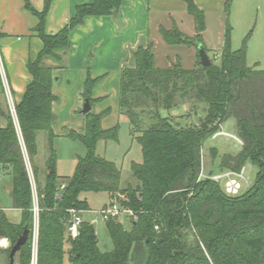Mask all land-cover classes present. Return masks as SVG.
<instances>
[{"label": "trees", "instance_id": "trees-1", "mask_svg": "<svg viewBox=\"0 0 264 264\" xmlns=\"http://www.w3.org/2000/svg\"><path fill=\"white\" fill-rule=\"evenodd\" d=\"M122 1L93 0L76 6L73 17L55 35L45 32L53 0H44L41 12L25 3L26 10L38 19L35 32L42 48L26 65L31 81L14 106L16 122L7 112L5 124L0 126V167L12 177V207L20 211L18 224L9 222L0 212V238L10 242L0 254L8 263L11 247L27 230L26 242L16 253L14 264H30L33 191L22 146L33 166L36 133L45 131L49 139L54 136L56 97L52 88L55 73L66 69L70 34L87 17L112 16ZM182 2L193 19L194 36H185L173 25L169 30L159 29L161 39L169 46H193L196 50L202 45L207 52L202 40L204 12L194 0ZM229 7L230 0H225L226 15ZM133 59L134 67L120 74L117 109L140 146L141 162L131 164L136 184L121 188L120 170L96 155L97 142L116 140L118 126L102 128L109 109L99 113L90 110L84 115V132L67 133L84 146L86 154L77 159L65 184L53 171L45 174L41 186L38 170L31 166L38 207L36 264H64L65 257L68 264H128L134 242L145 244V264H264V71L247 66L245 42L241 49L231 50L227 23L219 64L210 59L211 65L203 68L197 53L196 65L190 70L179 61L159 69L154 64L152 43L137 48ZM46 61L52 65H45ZM102 80L103 76H86L81 96L91 107L102 100L91 97L92 89ZM188 102L189 112L180 117L189 120L194 114L197 124L182 126L171 117ZM228 119L235 120L242 144L236 155L220 157V174H239L246 162L257 169L254 184L241 195V188L237 194H227L218 181L201 174L204 143L220 133ZM210 152L213 160L217 150L212 148ZM49 162L48 170L54 167L53 159ZM62 184L64 189L60 190ZM89 192L106 193L110 201L117 200L136 215L128 231L118 220L106 221L113 245L108 253L99 251L91 223L81 224L77 238L67 237L69 210L88 211L80 195Z\"/></svg>", "mask_w": 264, "mask_h": 264}, {"label": "rangeland", "instance_id": "rangeland-1", "mask_svg": "<svg viewBox=\"0 0 264 264\" xmlns=\"http://www.w3.org/2000/svg\"><path fill=\"white\" fill-rule=\"evenodd\" d=\"M153 5H150L147 9L150 20L148 36L151 41L150 43L153 44L155 67L162 69L179 61L184 69L190 70L194 68L197 61V50L193 46H169L163 42L158 31L159 27L169 30L176 23L179 30L185 36L192 37L194 29L192 17L183 10L179 11L176 9L175 11L174 9L171 11L167 7L160 6L156 8ZM205 15L207 31L205 33V43L203 44L207 50L206 54L209 59H215V64L220 63V50L227 23L230 27L231 50L236 51L241 49L245 42L247 66L264 71V0H230L228 15L224 11L216 12L213 10L207 11ZM45 65H48L47 61ZM78 85V82L73 80L70 88L65 89V92L59 90V104L55 106V120L52 126L53 138L49 139L48 133L45 131L36 133L35 144L37 153L33 159V166L38 170L41 186H43L45 174L51 170L55 171L59 182L65 184L74 171L77 159L83 158L86 154L84 146L79 141L72 140L67 136V133L71 129L80 134L84 132V115L81 113L83 108L82 91ZM108 96L109 98L105 102L106 106L104 108L109 109V113L103 117L101 125L103 129H109L117 125L118 136L113 141H98L95 153L97 156L113 163L120 170V187L127 188L136 184L131 173V164L141 162L140 146L131 135L127 119L118 115L114 100H112V92ZM5 99L9 104L8 95L4 91V95H0V104L4 106V108L0 109V126H4L5 124L4 116H2V113L5 111ZM104 100L102 98L101 101ZM76 101H80L78 108H73L72 106ZM99 102H96V104ZM189 104L188 102L182 106L183 113L181 109L174 111L171 119L182 126L197 124L194 114L191 115L189 120L180 117L189 112ZM95 107L94 103L92 112ZM198 111L201 112L200 109ZM220 130V135L216 136L217 138L208 139L204 143L201 167V174L204 178L221 175L218 167L220 157L224 154L236 155L241 149V144L236 140L238 136L235 120H226L222 123ZM212 148L216 149L218 153L213 160L210 152ZM22 151L26 166L31 170L32 164L30 166L23 146ZM51 159L54 162V169L48 170ZM256 176V167L250 162H246L243 166V179H237L241 186L240 195L247 192L254 184ZM228 180L227 178H223L217 182L223 191ZM11 186L12 177L10 173L0 167V208L9 222L18 224L20 215L12 209L11 197H8L7 194ZM80 198L86 200L91 210H100L104 205L109 203L106 193H82ZM119 199H123V197L120 196ZM85 213H81V216L83 215L82 219L85 222L91 223L87 217L89 219L95 218L96 220L92 226L97 237L99 251L102 253L110 252L113 245L106 228V221L94 214L87 216ZM117 220L126 231L130 230L131 219L128 216L121 215ZM35 247H37V240ZM146 259L147 248L145 244L143 242H134L128 255V264H145ZM0 264H8L7 257L2 253L0 254ZM64 264H68L67 257L64 258Z\"/></svg>", "mask_w": 264, "mask_h": 264}, {"label": "crops", "instance_id": "crops-1", "mask_svg": "<svg viewBox=\"0 0 264 264\" xmlns=\"http://www.w3.org/2000/svg\"><path fill=\"white\" fill-rule=\"evenodd\" d=\"M26 1L35 11L41 12L43 10L44 0H0V34L3 35L0 38V59L13 106L19 104L27 85L31 81L26 65L29 60L35 59L42 48L35 32L38 19L26 10ZM92 1L53 0L45 19L46 34H57L73 17L76 6L89 4ZM194 2L204 12L206 24L205 14L207 11L222 12L225 0H194ZM150 5L156 8L167 7L171 11L174 9L175 11L176 9L186 11L182 0H123L116 17H87L82 26L71 32L70 48L65 58L66 69L55 73L56 80L52 92L56 101L53 104V112L56 111L55 106L59 104V90L65 92V89H69L74 80L78 82L82 91L87 75L91 78L104 77L92 89L91 97L106 100L100 101L98 104L95 103L96 107L93 112L99 113L105 109V102L109 98L110 92H112V100H114L118 112L121 71L126 68H133V55L136 49L146 47L151 42L148 36L150 20L147 9ZM174 25L178 28L176 23ZM160 28L163 27H159L158 31ZM206 31L207 26L202 34L203 43H205ZM194 34L195 30L193 29V36ZM48 65H52V63L48 62ZM4 91L0 77V95H4ZM82 102L84 104V101ZM79 103L80 101H76L72 107L78 108ZM1 108L4 106L0 104ZM7 112L10 110L5 99V111L2 116ZM181 112L183 113V108H181ZM11 191L12 186L7 193L8 197H11ZM12 209L20 215L19 210L13 207ZM95 211L98 210L89 208L85 215H92ZM0 212H3L1 208ZM87 219L90 222L96 221L95 218L89 219L87 217Z\"/></svg>", "mask_w": 264, "mask_h": 264}, {"label": "built area", "instance_id": "built-area-1", "mask_svg": "<svg viewBox=\"0 0 264 264\" xmlns=\"http://www.w3.org/2000/svg\"><path fill=\"white\" fill-rule=\"evenodd\" d=\"M0 77L1 80L3 81V85H4V90L8 95V99H9V110H10V114L12 115V117L16 120L15 117V109L14 106L11 102V98H10V92H9V88H8V84L5 78V74L3 71V66L1 63V59H0ZM220 133H218L216 136H219ZM238 143L242 144L241 141L239 139H236ZM28 169V168H27ZM242 173L243 171H241L239 174H234V173H224L221 175H217L212 177V180L214 181H219L223 178H227L229 179L228 182L225 184V191L227 194H237L239 189L241 188L240 183H238V181L236 179H243L242 177ZM28 174L31 180V185H32V191H33V247H32V257H31V263L30 264H36V247H35V243L37 240V230H38V207H37V195L35 192V186H34V182H33V178H32V173L31 170L28 169ZM247 184V183H246ZM64 189V185L62 184L60 187V190ZM82 211H76V210H69V214H70V221L68 223V227H67V233L68 236L71 239H75L77 238L78 234H79V228L81 226V224L84 222V220L82 219L81 216ZM92 214L99 216L102 220L104 221H108V220H117L119 218V216L121 215H126L128 216L131 220H135L136 219V215L134 214V212L128 208H122L119 203L117 202V200H111L109 201V203L107 205H104L103 208H101L98 211L93 212ZM95 221H91V224H93ZM155 230L157 231L158 228L155 227ZM10 247V242L8 241V239L6 238H0V251H4L7 250Z\"/></svg>", "mask_w": 264, "mask_h": 264}, {"label": "water", "instance_id": "water-1", "mask_svg": "<svg viewBox=\"0 0 264 264\" xmlns=\"http://www.w3.org/2000/svg\"><path fill=\"white\" fill-rule=\"evenodd\" d=\"M116 15H117V11L116 10L112 11V16L116 17ZM197 53L199 56V63L201 65V67H203V68L209 67L211 65V61L208 58L206 52L204 51V47L202 45L197 46ZM90 110H91V106H90L89 100L85 99L81 113L83 115H85V114L89 113ZM49 173L52 174L53 170H51ZM27 235H28V231L24 230L22 236L11 247L10 252H9V263L8 264H14L15 255L20 250L21 246L26 242Z\"/></svg>", "mask_w": 264, "mask_h": 264}]
</instances>
